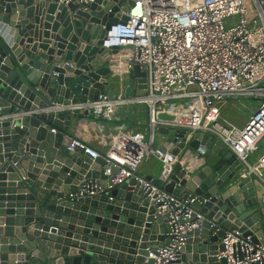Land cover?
<instances>
[{"label": "water", "instance_id": "1", "mask_svg": "<svg viewBox=\"0 0 264 264\" xmlns=\"http://www.w3.org/2000/svg\"><path fill=\"white\" fill-rule=\"evenodd\" d=\"M111 1L83 10L58 0H0V264H142L147 249L167 244L168 227L155 217L149 192L134 179L108 190L102 156L67 150L72 116L48 111L99 94L113 98L105 88L117 48L100 47L120 17L109 12ZM113 1L126 12L133 5ZM129 75L124 96H143L145 73L135 66ZM154 143L180 163L167 182L145 179L167 194L197 198L203 215L176 264H215L230 230L264 246V185L221 141L164 126ZM87 180L103 193L77 196Z\"/></svg>", "mask_w": 264, "mask_h": 264}, {"label": "built area", "instance_id": "2", "mask_svg": "<svg viewBox=\"0 0 264 264\" xmlns=\"http://www.w3.org/2000/svg\"><path fill=\"white\" fill-rule=\"evenodd\" d=\"M94 1L58 0V4L74 3L85 10L83 6ZM132 1L127 12L116 9L118 2L111 1L109 12L119 13L120 17L106 31L100 47L130 51L125 58L126 73L130 74L135 66L145 73V94L113 98L99 94L95 101L56 104L48 111L70 116L91 113L95 120H110L117 109H122L124 114L113 132L98 130L94 137L85 133L82 138L72 139L67 150L82 149L92 159L102 156L108 190L134 179L144 193L149 192L150 201L158 205L155 217L166 223L169 239L165 246L147 249L142 264H176L188 235L199 229L203 220L198 213L199 200L167 194L138 170L153 157L161 165L158 178L168 181L180 163L179 156L155 148L154 138L156 129L171 126L191 134L199 131L214 136L243 164L246 175L264 185V150L260 151L264 140V0ZM249 2L254 7L253 16ZM121 16L127 20L122 21ZM244 98L258 104L246 124L239 127L222 116L220 105ZM143 105L149 114L147 131L135 130L125 118L131 107ZM185 105L188 109L184 112ZM93 141L103 150L95 149ZM253 154H257L255 165L248 161ZM101 193L99 183L87 180L77 196ZM221 243L224 249L216 255L215 264H221V260L224 264H264V246L253 242L251 236L230 230Z\"/></svg>", "mask_w": 264, "mask_h": 264}, {"label": "crops", "instance_id": "3", "mask_svg": "<svg viewBox=\"0 0 264 264\" xmlns=\"http://www.w3.org/2000/svg\"><path fill=\"white\" fill-rule=\"evenodd\" d=\"M248 5L250 7L251 15L253 16L255 13L253 4L251 2H249ZM125 58H126L125 52L116 51V52L111 54V58L107 63V65L111 66V68H112V72H111L112 84L109 85V87L105 88V91H109V90L114 91V96L124 95V88L130 82V80H129L130 75L127 74L126 70H125V65H124L125 64ZM113 68H114V70L116 69V70H120V72H123L122 73L123 78L117 79L119 74L115 73V71H113ZM121 79L124 80V83L119 84V81ZM120 85H123L124 88H121ZM135 107L136 106L131 107L129 109L128 113L125 114L126 121H127L128 125L130 127L134 128L135 130L147 131L146 128L148 125L147 122L149 120V114H148V112H144V111L141 112V108L139 106H137L138 108H135ZM254 108H256V107H254ZM254 108L252 110H254ZM146 110H147V108H146ZM252 110H251V112H252ZM121 114H124L122 112V109H117L115 111L113 119H110V120L97 119V120H95L91 115H89V113H78L77 115L72 116L74 124H72V126L69 127V132L71 133V135L74 138H77V139L82 138L85 133H89V135H91V137H94V135L98 132V130L99 131L102 130L105 133L113 132L114 127H116L120 123ZM221 114H222V110H221ZM162 118L167 119L168 116H162ZM129 123H131V124H129ZM244 125L239 126V127H243ZM91 145L99 151L103 150L102 147L100 145H98L97 141H93L91 143ZM154 147L157 148L156 146H154ZM260 147H261L260 151L264 150V142L261 143ZM256 159H257V154H253L249 157L248 161L250 164L255 165ZM160 169H161L160 162L157 159L151 157L142 163V165L140 166V168L138 170V174L143 176V177H154L155 178L158 176ZM258 193H260V192H258ZM263 227H264V224H263Z\"/></svg>", "mask_w": 264, "mask_h": 264}, {"label": "rangeland", "instance_id": "4", "mask_svg": "<svg viewBox=\"0 0 264 264\" xmlns=\"http://www.w3.org/2000/svg\"><path fill=\"white\" fill-rule=\"evenodd\" d=\"M129 53L130 51L126 50L125 55H128ZM117 74H119L117 79L123 78L121 73H117ZM122 83H124L123 79L119 81V84H122ZM120 86L121 88H124L123 85H120ZM257 104H258L257 101L254 99L244 98L241 100H233V101H227L225 103H222L220 105V109L222 110V116L224 118L231 120L237 126H242L246 123V121L248 120L251 114V110L254 107H256ZM187 109L188 108L186 107V105L182 107V110L184 112L187 111ZM146 111L148 112V110ZM146 137L148 138V134L146 135ZM154 146H156V143L154 144Z\"/></svg>", "mask_w": 264, "mask_h": 264}, {"label": "trees", "instance_id": "5", "mask_svg": "<svg viewBox=\"0 0 264 264\" xmlns=\"http://www.w3.org/2000/svg\"><path fill=\"white\" fill-rule=\"evenodd\" d=\"M139 107L141 108V111L147 112L146 106L143 105V106H139ZM135 108H138V107L136 106ZM129 124H131V123H129Z\"/></svg>", "mask_w": 264, "mask_h": 264}]
</instances>
